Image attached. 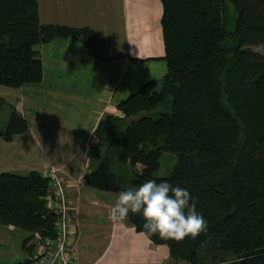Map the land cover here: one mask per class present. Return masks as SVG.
Here are the masks:
<instances>
[{"label":"trees","instance_id":"1","mask_svg":"<svg viewBox=\"0 0 264 264\" xmlns=\"http://www.w3.org/2000/svg\"><path fill=\"white\" fill-rule=\"evenodd\" d=\"M168 71L122 101L94 135L103 159L84 176L92 189L120 193L147 180L186 189L208 223L207 234L182 242L149 235L142 214L127 220L153 244L167 246L169 264H264V0H159ZM76 39L93 55L95 31L41 24L38 0H0V86L43 81L38 47ZM7 103L0 98V109ZM29 122L11 107L0 138L13 141ZM164 153L177 162L156 177ZM51 179L33 171L0 174V223L30 233L23 242L33 264L39 234L57 237L48 208Z\"/></svg>","mask_w":264,"mask_h":264},{"label":"crops","instance_id":"2","mask_svg":"<svg viewBox=\"0 0 264 264\" xmlns=\"http://www.w3.org/2000/svg\"><path fill=\"white\" fill-rule=\"evenodd\" d=\"M41 24L95 31L93 56L76 39H55L38 47L41 83L19 89L1 86L0 98L29 122L11 142L0 138V172L51 167L70 184L68 194L79 223L76 264H168L167 246L155 245L126 221H112L113 195L90 188L84 176L105 155L94 135L106 115L143 84L162 80L163 5L159 0H38ZM3 87V88H2ZM1 173V174H2Z\"/></svg>","mask_w":264,"mask_h":264},{"label":"clouds","instance_id":"3","mask_svg":"<svg viewBox=\"0 0 264 264\" xmlns=\"http://www.w3.org/2000/svg\"><path fill=\"white\" fill-rule=\"evenodd\" d=\"M142 214L144 230L163 240L182 242L207 234L208 223L196 210V202L184 188L167 181L147 180L137 188L121 191L111 210V219L121 222L129 214Z\"/></svg>","mask_w":264,"mask_h":264},{"label":"built area","instance_id":"4","mask_svg":"<svg viewBox=\"0 0 264 264\" xmlns=\"http://www.w3.org/2000/svg\"><path fill=\"white\" fill-rule=\"evenodd\" d=\"M46 177L51 179V190L47 201L48 208L57 215V237L54 240L43 239L39 234H34L30 245L35 247V252L30 258L33 264H76L79 223L68 194L70 184L66 182L60 171L53 167L49 169ZM112 209L113 207L110 208V216Z\"/></svg>","mask_w":264,"mask_h":264},{"label":"rangeland","instance_id":"5","mask_svg":"<svg viewBox=\"0 0 264 264\" xmlns=\"http://www.w3.org/2000/svg\"><path fill=\"white\" fill-rule=\"evenodd\" d=\"M250 49L255 53L264 56V47L255 46L251 47ZM10 113L11 106L8 104L0 109V130L5 129ZM176 162L177 156L175 154L164 153L161 158V167L160 170L156 173V177H168L171 174ZM1 173L2 172H0V174ZM14 173L21 176L28 175L27 171ZM118 195L119 194H115L113 196L114 198H118ZM116 200H114V205L116 203ZM29 236L30 233L28 232L15 229L13 227L4 226L0 223V264H16L17 262L26 259L28 257V254L23 250V242ZM28 246H30V243L28 244Z\"/></svg>","mask_w":264,"mask_h":264}]
</instances>
